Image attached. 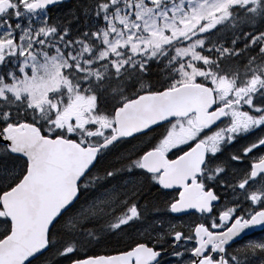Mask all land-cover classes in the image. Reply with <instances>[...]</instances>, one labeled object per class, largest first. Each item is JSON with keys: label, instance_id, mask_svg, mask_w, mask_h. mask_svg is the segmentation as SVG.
Here are the masks:
<instances>
[{"label": "snow or ice", "instance_id": "snow-or-ice-1", "mask_svg": "<svg viewBox=\"0 0 264 264\" xmlns=\"http://www.w3.org/2000/svg\"><path fill=\"white\" fill-rule=\"evenodd\" d=\"M0 264H264V0H0Z\"/></svg>", "mask_w": 264, "mask_h": 264}, {"label": "flooded vegetation", "instance_id": "flooded-vegetation-1", "mask_svg": "<svg viewBox=\"0 0 264 264\" xmlns=\"http://www.w3.org/2000/svg\"><path fill=\"white\" fill-rule=\"evenodd\" d=\"M257 235H259V231L257 232Z\"/></svg>", "mask_w": 264, "mask_h": 264}]
</instances>
